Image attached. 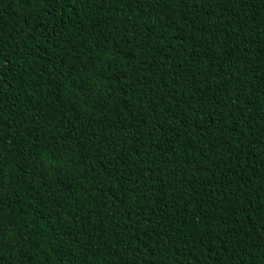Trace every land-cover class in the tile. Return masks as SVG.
<instances>
[{
	"label": "trees",
	"instance_id": "16d2710c",
	"mask_svg": "<svg viewBox=\"0 0 264 264\" xmlns=\"http://www.w3.org/2000/svg\"><path fill=\"white\" fill-rule=\"evenodd\" d=\"M0 264H264V0H0Z\"/></svg>",
	"mask_w": 264,
	"mask_h": 264
}]
</instances>
